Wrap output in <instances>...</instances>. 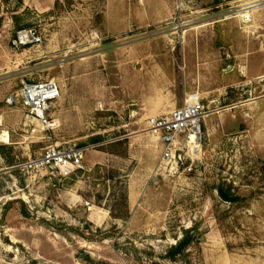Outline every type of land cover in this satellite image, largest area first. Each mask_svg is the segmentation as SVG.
I'll list each match as a JSON object with an SVG mask.
<instances>
[{
  "label": "rangeland",
  "instance_id": "rangeland-1",
  "mask_svg": "<svg viewBox=\"0 0 264 264\" xmlns=\"http://www.w3.org/2000/svg\"><path fill=\"white\" fill-rule=\"evenodd\" d=\"M165 3L166 22L113 35L103 0H0V264H264V0ZM26 29L42 42L17 43ZM161 37L191 43L184 82L205 96L191 175L160 169L139 102L161 76L126 62ZM47 79L62 90L48 131L7 102ZM54 144L84 148L83 161L19 167Z\"/></svg>",
  "mask_w": 264,
  "mask_h": 264
},
{
  "label": "built area",
  "instance_id": "built-area-1",
  "mask_svg": "<svg viewBox=\"0 0 264 264\" xmlns=\"http://www.w3.org/2000/svg\"><path fill=\"white\" fill-rule=\"evenodd\" d=\"M16 42H42L35 29L18 32ZM62 90L55 79L24 82L20 90L8 97L7 102L19 106L26 112V120L38 122L44 130L53 129L58 120L51 113L61 97ZM207 115L203 97L199 93L189 95L184 104L170 112L148 118V130L162 144L160 169L174 174L191 175L195 159L202 144L201 121ZM84 148L76 145H49L36 157L19 165L27 174L39 173L45 169L63 172L68 166H78L84 159Z\"/></svg>",
  "mask_w": 264,
  "mask_h": 264
},
{
  "label": "crops",
  "instance_id": "crops-1",
  "mask_svg": "<svg viewBox=\"0 0 264 264\" xmlns=\"http://www.w3.org/2000/svg\"><path fill=\"white\" fill-rule=\"evenodd\" d=\"M54 1L47 0V3H44L42 0H34V3L36 6L48 3L53 6ZM165 5V0H161V9L151 6L148 0H103V7L97 12V15H101L102 29L117 35L128 31L143 30L158 22L161 24L166 22L173 13L169 12L170 10H167ZM52 8L50 7V9ZM143 44L147 49H150L149 53H144L146 49L139 54L137 50H132L128 54L126 62H142L144 70L161 76V92H154L158 96L154 95L146 99L143 97L139 102L141 109L150 112L149 117L181 107L185 99L193 93H199L204 99V92L192 90L188 87V83L184 82V79L196 80L194 72L187 66L186 55L187 53L192 54L194 51L191 52V43L183 40L175 42L174 45V41L161 37V39L148 40ZM175 46H179V51L174 49ZM152 48H157V50L153 51ZM182 66L184 69L180 70ZM144 70L135 71L137 76L135 87L137 88L143 86L138 75L139 73L145 74ZM179 70L184 73H180ZM152 84L151 81L149 85ZM22 110L24 109L22 108ZM51 115L54 117V109Z\"/></svg>",
  "mask_w": 264,
  "mask_h": 264
},
{
  "label": "water",
  "instance_id": "water-1",
  "mask_svg": "<svg viewBox=\"0 0 264 264\" xmlns=\"http://www.w3.org/2000/svg\"><path fill=\"white\" fill-rule=\"evenodd\" d=\"M230 69V68H229ZM221 195L226 199V200H231L230 197H228L223 190L220 191Z\"/></svg>",
  "mask_w": 264,
  "mask_h": 264
},
{
  "label": "flooded vegetation",
  "instance_id": "flooded-vegetation-1",
  "mask_svg": "<svg viewBox=\"0 0 264 264\" xmlns=\"http://www.w3.org/2000/svg\"><path fill=\"white\" fill-rule=\"evenodd\" d=\"M185 238H184V240L181 241L180 245L178 246L179 248H183L184 247V245H185L184 241H187ZM172 254L174 255V252H172Z\"/></svg>",
  "mask_w": 264,
  "mask_h": 264
},
{
  "label": "trees",
  "instance_id": "trees-1",
  "mask_svg": "<svg viewBox=\"0 0 264 264\" xmlns=\"http://www.w3.org/2000/svg\"><path fill=\"white\" fill-rule=\"evenodd\" d=\"M19 1H22V0H19ZM96 139H98V138H96ZM95 141H96V140H95ZM229 195H230V192H227V196H228V197H230ZM231 200H233V199L231 198ZM184 243H185V244L188 243V240H187V241H184Z\"/></svg>",
  "mask_w": 264,
  "mask_h": 264
}]
</instances>
